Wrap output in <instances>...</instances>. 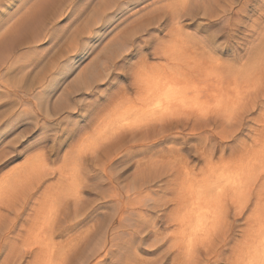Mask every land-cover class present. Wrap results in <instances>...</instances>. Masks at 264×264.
<instances>
[{
  "label": "rangeland",
  "instance_id": "1",
  "mask_svg": "<svg viewBox=\"0 0 264 264\" xmlns=\"http://www.w3.org/2000/svg\"><path fill=\"white\" fill-rule=\"evenodd\" d=\"M108 2L109 0H97V4L100 6L99 10L101 12L104 11L103 9H106V12L109 14V9H107V7L110 5H108ZM10 3L11 0H0V11H4L5 18L9 19L8 26L6 27V29L8 28V31H6L7 33L4 34L3 39L2 37L0 38V53L2 51L3 54L5 53L4 55L2 53L0 54L1 55L0 57L2 58V59L0 58L1 61L0 68L3 72V75H5V79L3 81H0L2 83L0 85V90H5V86L8 87L10 86L16 96V103L22 105L27 110H34L38 115V117H43L45 119H53L56 116L63 113L76 112L80 107V105L83 103L81 100L77 99L80 93L90 92L94 84L102 82V80H98L96 81V83H92L91 84L92 86L86 88L87 85H85L82 80L85 77V75L88 74L87 72H89L91 69L94 68L101 69L104 72V79H106L111 72L110 65L114 63L116 60H118L122 55L125 54L127 45L133 42L144 31L152 27L158 26L160 23H162L166 15H171L172 17L171 27L169 29V35H170L169 46L167 50L164 52V55L157 57L147 66L155 69L157 67H160L161 64L167 63L170 53H173L175 49L174 59H170L171 57L169 58L170 66H172L173 61H175L176 65L178 66L186 65L188 67H191L195 63L198 65L199 63L202 62V59H204V57L208 56L210 63L208 62L209 64H207L208 67L207 70H209L210 66L216 65L218 67H221L220 68L221 72L228 71L227 73H223V75H229L228 73L231 72L232 74L230 73L229 75L231 78H233V76H235L234 77L235 79L237 78L236 76L240 78V80L238 79L236 80L237 82L240 81L238 83L239 84L238 87L240 88L238 90H236L238 87L235 88V90L234 89L230 90V92L233 91L232 93L228 92L226 94L225 91H220L219 89L216 88V90L217 91L219 90L220 93L219 91L217 92L214 89V92L212 91V95H208L209 97H211L213 96L214 93L215 95L213 97L209 98L206 94H204L207 96L208 99L203 98L205 97L204 95L201 96L200 99L196 98L199 99L197 106H200V108L203 109L204 112H207L209 115L215 114L214 116H216L218 119L217 123L220 124L219 128L216 127L217 123L212 124V126L209 127L207 132H204L205 134L207 133L209 135L210 140L212 139L213 135L217 138H220V134L217 133V131H222L224 132L225 135L227 134V137L224 138L225 140L232 137V135L234 136V134L238 131L236 125L239 124L241 119L240 117H242L245 113H247L249 109L255 110L256 106L261 100V95L259 94V90L261 83L264 82V67L260 66L258 59H254L251 62L242 61L238 65H232L231 68L233 70H226L225 61L228 58L215 54L209 56V54L204 52L202 48L198 47L197 43L191 38L192 34L188 32L185 28V21L191 23L192 21L197 19L207 18V20L213 21L214 19L219 18L221 14L225 11L223 7L224 0H158V2L157 0H154V2L151 5L143 6L142 14L139 15L136 19L132 20L128 26L121 29L120 31H117L114 35H112L110 39L106 41L105 44L102 45L95 52L92 59L87 64L82 65L80 61L74 63L70 71H80V72L77 74V77H75L73 81H70L63 89L69 91L67 93L65 91L64 93V91L62 90L61 91L62 93H60L56 97V99L52 102L51 109H49L47 103H45L43 109H41L39 107L40 101L35 98V95L40 89H42L47 79V74L50 73L51 71L53 62L58 64L60 61L66 58V55L72 53V51L69 52L68 48L66 47V45H68L70 41H68L63 46L62 50L53 53L52 57H50L49 59L50 61L48 60L45 62V64L41 65V67L38 70H36L37 72L36 71L31 72V70L25 69L24 71L18 73L16 76L9 77L8 72L11 71L12 65L10 66L9 69H7L8 68L7 65L2 63V61H6L8 57L12 59L15 55L18 57V54L22 50L29 49L32 46L38 45L39 43H42L43 41L42 38L43 39L46 38V37H41V39L32 40L34 34L30 33L29 32L30 30H28L27 28L26 29L21 28V25L14 27V25H16V23L19 21V18L23 17V13H22L23 11H25L26 9H27L26 11H30L33 8V10H35L36 12L40 6L45 11L44 15L41 18L42 21L43 20L48 21L47 19L51 20L55 18V21L57 22L64 14H66L68 10L67 7L68 1L67 0L64 1L63 0H24L23 2V0H21V2L17 4L15 7L11 8V10H7L5 8V5H9ZM27 3L28 5H26ZM250 3H251V7L247 13L249 16L253 17V24L250 26V30L256 32L257 35L256 37H254V39L258 40L260 37V31L255 27V24L258 17L260 15H264V0H250ZM29 4H31V6ZM32 4L35 6H33ZM21 7L22 8L26 7V8H24L23 10ZM61 12H63V14H61ZM11 14H14L15 16L14 15L11 16ZM7 19L4 22H6ZM14 19L15 20L18 19V21L14 23ZM55 21L54 23H56ZM86 26L87 23L85 22L84 28ZM4 27L1 30H4L5 29ZM84 28H81L79 30L82 31V29L84 30ZM92 31H95V29L93 28ZM44 32H46V30ZM12 38L13 40H11ZM102 38L103 37H101V39ZM20 39L21 42H19ZM94 48L95 46H93V48H86L82 56L87 57L92 55ZM44 54L46 53H42L41 55ZM19 59L21 58L18 57L16 60ZM57 60L58 62H56ZM223 69L225 70L222 71ZM217 70L219 69L217 68ZM65 75H67V73ZM40 78L41 81H38ZM163 94L159 93L158 91H155L152 94V99L154 97L158 98L160 96H163L161 108L166 104H168L171 101V99H174L173 97H170L165 93ZM230 94L232 95V98L230 97L231 96ZM237 94L239 97L236 98ZM18 96L19 99L17 98ZM68 97L69 99H65V100L63 99ZM8 99H9L8 95H5L4 97H0V103H7ZM68 101L70 102L67 104ZM128 103H129L128 101L126 102L118 101L113 107V109L100 114L99 117L103 116L108 119L109 117H112L111 116L112 113L115 110H118L119 107H121L119 110L128 109L129 106ZM156 103H161V101L157 99ZM209 105L211 106L209 107ZM215 105L216 106L218 105L217 108L218 110L214 112L213 109H216ZM148 106L146 108L159 109L156 108L153 104H148ZM151 106H154V108ZM222 106H224V109H222ZM225 106H227V108ZM205 107L207 109H205ZM8 111L9 110H6L5 112H0V118L5 116ZM221 111H224L223 117L221 115L223 112ZM225 112L228 114V116H226L227 114ZM231 112L234 113L235 115L232 114ZM229 113H231V115ZM232 115H234L235 117ZM134 117H136V114L132 115V118ZM227 117H229L230 119L226 120ZM20 121H21V117L16 114H13V117L9 118V122L5 126V131L7 132V131L16 130L18 127L21 126ZM30 122L37 123L38 121L33 120ZM227 122H229L230 124H226ZM256 123L261 124L262 122L260 120H257ZM100 125H102L101 127H103L104 123L103 121H100L97 118L96 124L93 126L92 132L91 133L85 132L84 134L85 139L82 140V142L76 148L75 152H73L71 149L66 151L62 163L59 164L55 169L49 166L43 157H35V158L26 159L25 161H22L20 164L16 165L14 168H10L8 171L4 172L3 174H0V247L5 246V241L7 240L8 237H11L12 240V244L9 249V252L7 255H5L4 260L0 262V264H24L25 259L28 257H30L28 264H66V261L68 260L69 257H72L74 259L75 264H101V261L104 258H106L110 252L118 248L121 243L125 242V238L122 235L123 233H128L130 235L134 234L139 237L138 244L135 248L132 249V252L127 260V264H166V259L169 255H173L172 264H204V261L202 259V253H204L205 256H207L208 254H206L204 250L205 247L203 248L204 243L202 239L206 237L204 234H206L209 231V230L205 231L206 227L204 228L203 226L204 225L203 221L205 220V217H203V212L205 211L204 208L206 209V207L203 206L205 202H201L202 204L200 203V205H202V207L200 208L203 209V210L200 209V212H202L201 214L202 216H199L200 214H198L197 216L198 218L195 217L192 223L186 224L184 226L185 229L184 227L183 228L177 227L178 225L174 222V220H172L173 219L172 216L174 217V215L178 212V209H180L178 213L184 212L183 207L177 209V207H180V205H178V201H179V198L177 197L178 193L175 192L181 191V189L179 190V188L182 187V184H185L188 176L189 178L191 177L190 181L193 179L191 182H194L195 184L205 183L204 185L207 187L208 190L206 191L208 197L222 194L223 197L220 196V198H222V200L225 202V206L228 207V208L226 207L225 208L226 211L223 212L228 213L230 209L231 220L225 218L227 221L224 220L226 222V223L224 222L223 224L224 228L221 224L219 230H213L214 232L212 231V237L217 238V240L212 241L215 243V244L213 243L212 245H215L213 246V249H216L218 247L219 250H221V248L224 246L222 245V243H220V239H221L220 235H222L221 233H223L224 231L227 232L230 231L229 233L231 234L228 238V240H230L233 236L232 230L234 227L236 231L239 232L236 239L232 241V245H231V251H232L231 255L233 258V255L236 253V246L240 244V241L245 240L244 237L245 233L243 230H246L250 227V224H244L250 222V220L247 219L248 216H250V214L252 216V212H254L252 217H254L255 214L259 215L261 219L264 217L263 215L264 208L263 206H261L263 205L262 201H264V195H263L264 185H262L264 184V182H261V180L257 179V177L264 176V169L260 168L259 165L254 166L256 165L254 164L255 154L252 153L251 145L246 144L242 141L241 151L239 152L240 154L237 153L235 154V156L225 157V155L221 153L220 156H216L214 151L215 146L207 140L206 149L210 150L212 148L214 152L213 154H211L212 159L208 161L207 159L205 161L198 160L196 158H193L192 155L188 156L187 154H184L183 151L181 153L182 156L175 159V157L173 156L174 154H172V152H169L170 151L169 148L172 147L176 148V146L177 147H182V146L180 145L175 146L173 144L164 145L163 147L157 149L156 152L149 153L146 156L136 158L130 164L123 165L119 169L113 172H110L107 168L106 169V173L108 174L107 183H110L111 187L104 188L103 184L106 183V181L104 180L92 181L91 179H89V176L95 170H99L100 172L104 173L105 172L104 168L108 167V165L111 164L112 162L111 159L112 157L115 156V152L113 153L111 152V146L103 145L104 147L101 149V151L99 152L97 151V149L101 148L100 145L99 146L97 145V143L99 142L98 140L99 131L101 130L100 129L101 127H99ZM58 128L59 125L53 124L51 122H48L46 124H41L40 134L37 137V140L38 141L47 140L50 137L60 136V134L64 131H69V132L71 131V128H68L67 125H65L64 128H59V131H57ZM250 131L256 134V137L254 139L259 138L262 135L259 128H252L250 129ZM180 135H183V133L172 132L169 136H166L165 138H169L170 136H180ZM198 144H203V143H198ZM194 145L193 147L196 150ZM123 151L124 149H121L119 151L120 153L118 154V157L123 153ZM241 153H246V154H244L245 155L244 156L241 155ZM248 154H254L252 155L254 157L249 158ZM8 155H10V153L0 150V160L5 159ZM86 157L90 158L91 160V170L86 168L84 165V159ZM180 158H182L181 161ZM222 158L223 160H221ZM150 159H152L151 161H159L160 162V164L158 163L159 165H164V167H160V166L158 167V165L156 167L154 166L155 168H153L154 169L153 172L155 175L153 177L151 175H148L149 169L147 168L146 165L147 164L146 162H150L149 161ZM213 162H214V166H213ZM215 163L217 164L215 165ZM248 163L249 165H247ZM167 164L169 165V168ZM180 164L183 165L182 166L183 168L181 167ZM210 164H212L214 168L213 167L210 168L209 167ZM130 166L132 167V171L128 172L127 169ZM256 167L258 169L260 168L261 170L260 169L257 170ZM183 169L189 172L188 174L190 175H186ZM53 172H59L60 177L64 182L63 183L57 182L55 184L49 185L40 198H38L35 201H32V208L30 210L29 216L26 218V222L22 223L20 230L16 232L15 236H12L11 234L15 230L16 225L20 223V218L21 216L24 215V210L25 208L28 207L31 197L38 190L40 185L46 179H49L51 177V174ZM254 172H255V177H254ZM125 173L127 174L125 175ZM250 175H252L253 177ZM202 176L204 177L202 178ZM241 177H245L246 180ZM148 178L152 179V182L143 186L136 192H133L132 190L127 192V189H129L132 185L139 184L141 181ZM201 178L204 180V182ZM247 178H249L248 179L249 182ZM235 179H237V181L241 179L240 181L244 182V183L241 182L242 184L251 186V187L246 186V189L248 188V190H250L249 191L250 193H248L247 195L251 197L250 198L251 201L249 202V198L248 199L246 198L247 200L245 199L246 202L244 203L243 201L244 199H243L242 202L244 203L245 206L242 204L240 206L239 204L240 202H238L240 200L238 199H235L238 201H235L234 198L232 200V196L230 193L235 189L233 188L235 185H237L238 183L240 184V181L238 182L236 181L237 183L236 184L234 181ZM250 181L253 183H251ZM229 187H230V191L228 192L227 190H229ZM223 188L226 189L223 190ZM254 188L256 191L254 190ZM221 191L222 193H220ZM87 192L94 193V196L85 195V193ZM121 192L123 193L124 199H121ZM169 193H172V195H169ZM229 194L231 198L230 197L228 198ZM258 196L259 197L262 196L263 199L262 197L259 198ZM253 197H255V205L257 207H255L254 205L253 206L254 209L252 208V211L249 212L248 210L249 205L252 203ZM172 198L174 201L172 200ZM55 199H57V201H55L56 203L52 206L53 201ZM109 200L116 201V203L111 210L104 211L103 213V216L105 217L104 219L96 220L94 223L88 225L84 230L73 236H70L65 239L59 238L61 221H67V223L69 224L77 221H82L84 218H86L89 215L90 212H92L97 206H99V204ZM69 201H72V208L70 212L67 207ZM131 201L132 203H130ZM191 201L194 202H191V204H189L191 208L189 207L188 211H191L193 206H195L196 208L195 205L196 200L192 199ZM161 202H163V204ZM170 205H171V210L167 212V216L165 218L166 230H161L158 221L160 220L161 216L164 214L165 210L169 208ZM235 206L238 208H236ZM259 206L262 207L260 208L262 209L261 210L262 212L261 211L259 212L260 210L258 208ZM237 209L239 210L237 211ZM16 212H20L19 215H17V217H16ZM238 212L240 213L238 214ZM149 213H156V215L154 217H150L148 215ZM245 213H248V215H244ZM240 215H242L243 218ZM14 217L17 218L16 222L12 230H8V225H9L8 223L12 219H14L13 221H15ZM170 218L172 219L170 220ZM259 219L258 222L261 221V219L260 220ZM238 220L242 222L237 225L235 222ZM247 220L249 222H247ZM262 220H264V218ZM167 222L169 224H167ZM253 223L254 221L251 223V225H256L255 223L254 224ZM215 233L217 234L215 235ZM104 235H106V238ZM108 235H109V239H107ZM111 235H113L116 238L111 240L110 239ZM236 242L239 243L237 244ZM165 244L167 245V247L164 248V250L160 252L159 255L157 256H147L141 253V251L139 250L141 247H143L145 250L159 249L163 247ZM194 247L197 249H195ZM178 251L180 252V254ZM190 253H191V257H190ZM211 253L214 258L215 257V254H213L214 252L212 251ZM230 258H229V262L230 264H232V258L231 259ZM189 261L191 263H189Z\"/></svg>",
  "mask_w": 264,
  "mask_h": 264
},
{
  "label": "snow or ice",
  "instance_id": "2",
  "mask_svg": "<svg viewBox=\"0 0 264 264\" xmlns=\"http://www.w3.org/2000/svg\"><path fill=\"white\" fill-rule=\"evenodd\" d=\"M21 0H11L9 5H5L7 10L15 7ZM154 0H112L109 6V14L105 15L101 12L97 0H69L68 10L55 24L51 27L50 33L42 43L35 47L24 49L18 55L22 57L19 60L13 61L11 71L8 72L9 77L16 76L18 73L29 69L35 72L52 57L54 52L62 50L63 46L72 41L75 47L72 53L66 55L58 64L53 62L50 73L47 74V79L37 94L36 99L40 101L39 107L43 109L47 103L49 109L52 108V102L61 93L65 86L73 81L80 71H70L72 66L77 61L82 65L87 64L95 54V52L105 44L117 31L125 28L129 23L142 14L143 6L151 5ZM158 2V0H157ZM223 7L225 11L219 18L213 21L197 19L189 23L185 21V28L192 34V40L208 53L227 57L225 61V69L233 70L232 65H238L242 61H252L258 59L260 66L264 67V15H260L256 21L255 27L260 31L259 39L256 37V32L250 30L253 24V17L249 16L248 10L251 7L250 0H224ZM5 12L0 11V28L4 27ZM171 15H166L165 19L158 26L152 27L141 33L133 42L127 45L124 55L110 65L111 72L102 82L94 84L90 92H82L77 97L83 103L76 112L63 113L53 119H45L38 117L34 110H27L22 105L16 103V98L11 93L8 94L7 103H0V112L9 110L5 116L0 118V150L10 153L5 159L0 160V174L14 168L26 159L43 157L46 163L55 169L62 163L66 151L71 149L75 152L76 148L85 139V132L91 133L93 126L96 124L97 117L107 111L113 109L118 101H137L141 95V86L144 79V69L147 65L154 61L157 57L164 54L169 46V29L171 27ZM88 27L84 28V23ZM80 28H84L81 32ZM95 31H89V29ZM101 37H103L101 39ZM93 49V54L83 57L86 48ZM42 53H46L41 55ZM209 62V57L206 56L202 60L199 67L193 65L191 67L182 66L177 68V73L191 80H198L203 73L204 68ZM67 73V75H65ZM58 84V87H53ZM259 94L261 100L255 110H249L245 113L240 123L236 125L238 131L234 136L225 140L217 138L213 135L210 143L215 146L214 151L216 156L221 153L225 157L235 156L241 150V142L250 144L252 152L255 154L254 164L259 165L264 169V82L260 85ZM5 92L0 91V97H4ZM159 99L161 103H156ZM163 96L154 97L149 100V104H153L156 108H161ZM16 114L21 117V126L14 131H5V126L9 122V118ZM36 120L37 123L30 121ZM260 120L262 123L257 124ZM51 122L59 125V128H64L67 125L71 131H64L58 137H50L47 140H37L40 134V125ZM242 125V126H241ZM219 128L220 124L217 123ZM59 128L57 131H59ZM259 128L262 135L256 138V134L250 129ZM125 137L127 131L122 133ZM66 137V139H65ZM203 137L185 140L184 138H172L162 141L151 146L133 145L126 141V147L123 153L108 166V170L113 172L123 165H128L136 158L146 156L149 153L156 152L157 149L164 145H182V151L188 156L193 155L196 143H203ZM104 146L101 145V151ZM84 165L91 170L90 158L84 159ZM134 166V165H133ZM128 172L132 171V167H128ZM127 173H125L126 175ZM92 181L104 180V188L111 187L107 183L108 177L99 170L93 171L89 176ZM264 182V176L257 177ZM57 182L63 183L59 172H53L49 179H46L34 193L29 201V205L24 210V215L20 218V223L16 225L12 236L20 230L21 224L26 222V218L30 214L32 201L37 200L45 192L49 185ZM85 195L94 196V193L87 192ZM172 195V193H169ZM121 199H124L121 192ZM116 201H105L97 206L89 215L82 221L67 223L61 221L60 239H65L73 236L88 225L94 223L98 219H104L103 213L105 210H111ZM255 205V197L249 205V212L252 211ZM69 212L72 208V201L67 204ZM230 208V206H229ZM171 210V205L165 210L164 214L158 221L160 229H165V218L167 212ZM150 217H154L156 213H149ZM244 215H248L245 213ZM231 220V211L229 210L225 216ZM242 221H236L238 225ZM125 242L121 243L118 248L109 253V255L101 261V264H127V260L138 244L139 237L128 233L122 234ZM238 232L233 229V236L225 244L220 252L213 258L212 254L207 256L202 253L204 264H230L232 241L236 239ZM12 240L8 237L5 246L0 247V262L4 260L11 247ZM165 244L159 249L145 250L141 247V253L147 256H157L166 248ZM30 257L26 258L24 264H28ZM173 255H169L166 259V264H172ZM66 264H75L72 257H69ZM254 264H264V251H261L254 260Z\"/></svg>",
  "mask_w": 264,
  "mask_h": 264
},
{
  "label": "bare ground",
  "instance_id": "3",
  "mask_svg": "<svg viewBox=\"0 0 264 264\" xmlns=\"http://www.w3.org/2000/svg\"><path fill=\"white\" fill-rule=\"evenodd\" d=\"M64 1V0H63ZM69 2V0H67ZM24 2V0H23ZM112 2V0H109L108 2V5H110ZM63 3V2H62ZM25 4V3H24ZM37 4V3H36ZM68 4V3H67ZM28 5V3L26 4ZM31 6V4H29ZM33 5V4H32ZM65 5V4H63ZM29 6V7H30ZM35 6V5H33ZM64 7V6H63ZM66 7V6H65ZM17 8V7H16ZM22 8V7H21ZM26 8V7H24ZM24 8H22L24 10ZM18 9V8H17ZM67 9V8H66ZM107 9H109V6L107 7ZM19 10V9H18ZM22 10V11H23ZM27 10V9H26ZM23 11V17L19 18V21L18 19L15 20L14 19V23H16L15 26H20L21 25V28H27L28 30H30L29 32L30 33H33L34 34V37L32 40L34 39H41V37H47V35L50 33L51 31V27L54 26V21H55V18L54 19H47L48 21H45V20H41L42 16L44 15L45 11L39 6L38 10L35 12V10H33V8L30 10V11ZM29 10V9H28ZM103 13L105 15H107L108 13L106 12V9H103ZM21 13V11H20ZM60 13V12H59ZM61 14H63V12H61ZM10 15V14H8ZM14 15V14H11V16ZM20 15V14H19ZM60 15V14H59ZM15 16V15H14ZM54 17V16H53ZM7 18L4 17V21L6 20ZM11 19V17H10ZM13 22V21H12ZM56 22V21H55ZM6 24L5 25V29L4 30H1L3 28H0V38L2 37L3 39V36L5 33H7L6 31H8V28L6 29V27L8 26V23H9V19H7L6 22H4ZM13 23V24H14ZM11 25V24H10ZM10 27V26H9ZM88 25L85 27L87 28ZM46 32H44L45 30ZM81 29V28H80ZM79 30V29H78ZM93 29H89V31H92ZM83 32V29L82 31ZM24 33V32H23ZM27 33V32H26ZM36 34V35H35ZM177 35V34H176ZM10 37V36H9ZM16 38V37H14ZM27 38V37H26ZM180 38V37H179ZM5 39V38H4ZM28 39V38H27ZM13 40V38L11 39ZM26 40V39H24ZM43 40V38H42ZM3 41V40H2ZM41 41V40H40ZM12 42V41H11ZM14 42V41H13ZM19 42H21V39L19 40ZM174 42V41H173ZM4 43V42H3ZM29 43V42H28ZM14 44V43H12ZM27 44V43H26ZM2 45V44H1ZM8 45V44H7ZM25 45V43H24ZM17 46V44H16ZM20 46V45H18ZM36 46V45H35ZM35 46H32V47H35ZM172 46V45H171ZM170 46V47H171ZM177 46V45H176ZM31 47V48H32ZM66 47L68 48L69 52L72 51V49L75 47V45L73 44L72 41H70L68 43V45H66ZM175 47V46H173ZM172 47V48H173ZM178 47V46H177ZM199 47V46H198ZM3 48V47H2ZM14 48V47H13ZM197 48V47H196ZM200 48V47H199ZM7 49V48H6ZM10 49V48H9ZM174 49V48H173ZM177 49V48H176ZM181 49V48H180ZM11 50V49H10ZM15 50V49H14ZM197 50V49H196ZM8 51V50H7ZM197 52V51H196ZM203 52V51H202ZM3 54V51L1 52ZM0 53V54H1ZM56 53V52H54ZM174 53H175V49L173 51V53H170V56L168 57V61L167 63L165 64H161L160 67H157L155 69H153L152 67H149L147 66V68L144 69V79H143V83H142V86H141V95L140 97L138 98L137 101H128L129 103V106H128V109L126 110H119L121 107H119L118 110H115L113 113H112V117H109L108 119L103 117V116H98L97 118L100 120V121H103L104 125L103 127H101L102 125H100L99 127H101L99 130V142L97 143V145L101 146V145H106V146H111V152H115V156L112 157V161H114V159H117L116 157H118V154L120 153L119 151L121 149H125L126 147V141L130 144H133V145H136V144H139V145H144V146H151V145H154V144H157V143H161L162 141L168 139V138H165L166 136H169L172 132H180V133H183V135H180V136H170L172 138H184L185 140H191L193 138H197V137H203V144H198L196 143L195 148L196 150L194 151L193 153V158H196L198 160H210L212 159L211 157V154H213V150L212 148L210 150H207L206 149V142L207 140L210 142V139H209V135L204 132H207V130L209 129L210 126H212V124H215L217 123L218 119L216 116L214 115H209L207 112H204L203 109L200 108V106H197L198 102H199V99L201 96H203L204 94H206L207 96L208 95H212V91L214 92V89L216 90L219 89L220 91H225V93L227 94L228 92L229 93H232L230 92V90H235V88H237L239 86V82L240 81H236L237 79L240 80V78H238V76H236L237 78L235 79L233 76V78H231L229 75L231 72H229L228 74L229 75H223V73H227L228 71L226 72H221L220 68L221 67H218V66H210L209 67V70H207V66L204 68L203 70V73L202 75L200 76V78L198 80H191V79H188L187 77H184L180 74L177 73V68L178 67H182V66H178L176 65V62L173 61V65L170 66V59H174ZM204 53V52H203ZM5 54V53H4ZM3 54V55H4ZM14 55V54H13ZM164 55V54H163ZM1 56V55H0ZM179 56V55H178ZM5 57V56H4ZM3 57V58H4ZM12 57V55H11ZM19 58H22L18 55ZM16 55L11 59L10 57L7 58L6 61H2V63L6 64L7 65V69L10 68V66L13 64V60H16L18 58ZM54 57V56H53ZM171 57V58H170ZM1 58V57H0ZM170 58V59H169ZM193 58V57H192ZM195 58V57H194ZM197 58V57H196ZM203 58V57H202ZM2 59V58H1ZM11 60V61H10ZM203 60V59H202ZM50 61V60H49ZM201 61V60H199ZM221 61V60H219ZM58 62V60L56 61ZM212 62V61H211ZM1 63V61H0ZM49 63V62H48ZM195 63V62H194ZM198 63V62H197ZM210 63V62H209ZM208 63V64H209ZM213 63V62H212ZM196 64V63H195ZM194 64V65H195ZM201 63H199L198 65L196 64L197 67L200 66ZM5 65V66H6ZM1 66V65H0ZM186 66V65H185ZM190 66H191V63H190ZM217 68L220 70H217ZM42 69V68H41ZM27 70V69H26ZM38 70V69H37ZM44 70V69H43ZM225 69H223L222 71H224ZM26 72V71H25ZM32 72V71H31ZM37 72V71H36ZM218 72V73H217ZM88 74L85 75V77L83 78V83L86 86V88H88L89 86H92L91 84L92 83H96V81L98 80H103L104 79V72L101 70V69H91L89 72H87ZM221 73V74H220ZM27 74V73H26ZM31 74V73H30ZM37 74V73H36ZM40 74V73H39ZM38 74V75H39ZM66 74V73H65ZM232 74V73H231ZM251 74V73H250ZM252 75V74H251ZM244 76V75H243ZM27 77V76H25ZM24 77V78H25ZM36 77V76H35ZM42 77V76H41ZM45 77V76H44ZM39 78V77H38ZM245 78V77H244ZM5 79V75H3V72L0 68V81H3ZM44 80V79H43ZM38 81H41V78L38 80ZM245 82V81H244ZM250 82V81H249ZM2 83L0 82V85ZM244 84V83H243ZM249 84V83H248ZM32 85V84H31ZM81 85V84H80ZM245 85V84H244ZM58 84H54L53 87H57ZM242 86V85H241ZM92 88V87H91ZM90 88V89H91ZM240 87H238L236 90H238ZM244 88V87H243ZM242 88V89H243ZM2 89V88H1ZM79 90V89H78ZM218 90V91H219ZM0 91H3L5 92V95H8L9 93L12 94V96H15L14 94V91L11 89V87L9 86H5V90H0ZM64 93L66 91V93L69 91H67L66 89L63 90ZM155 91H158L159 93H165L167 94L168 96L170 97H173L174 99H171V101L166 104L165 106H163L162 108H159V109H151V108H146L148 106V101L149 100H152V94L153 92ZM217 91V90H216ZM217 91V92H218ZM219 91V93H220ZM21 93V92H20ZM62 93V92H61ZM63 93V95H64ZM249 93V92H248ZM224 94V93H223ZM226 94H225V97H226ZM253 94V93H252ZM66 95V94H65ZM164 95V94H163ZM204 95L205 97L203 98H207V96ZM215 94L213 93V96ZM231 95V94H230ZM166 96V95H165ZM211 96V97H213ZM236 96V95H235ZM25 97V96H24ZM34 97V95H33ZM36 97V95H35ZM209 97V96H208ZM209 97V98H211ZM232 98V95L230 96ZM239 97L238 94L236 96V98ZM19 99V96L17 97ZM191 98V99H189ZM196 98H199V99H196ZM202 98V99H203ZM222 98V97H220ZM64 100L65 99H69L68 98H63ZM208 99V98H207ZM214 99V98H213ZM217 99V98H216ZM224 99V98H223ZM168 100V99H166ZM165 100V101H166ZM67 101V100H66ZM164 101V102H165ZM70 101L67 102V104L69 103ZM201 102V101H200ZM203 102V101H202ZM60 103V102H59ZM206 103V102H205ZM221 103V102H220ZM165 104V103H163ZM57 105V104H56ZM207 105V104H206ZM212 105V104H211ZM209 105V107L211 106ZM224 105V104H223ZM216 106V105H215ZM149 107V106H148ZM154 108V106H151ZM207 107V106H206ZM205 107V109H207ZM208 107V108H209ZM227 108V106H225ZM204 108V107H203ZM216 109H213L214 112L217 111L218 109V105L215 107ZM222 109H224V106H222ZM221 109V110H222ZM212 110V111H213ZM220 110V109H219ZM250 110V109H249ZM208 111V110H207ZM223 112L221 115L222 117L224 116V111H221ZM233 112V111H232ZM231 112V113H232ZM246 112V111H244ZM226 113V112H225ZM231 113H229L231 115ZM133 114H136V117L132 118V115ZM219 114V113H218ZM227 114V113H226ZM234 114V113H232ZM238 114V113H237ZM236 114V115H237ZM50 115V114H49ZM54 115V114H53ZM229 115V116H230ZM235 115V114H234ZM232 115V116H234ZM131 116V117H130ZM228 116V114L226 115ZM235 117V116H234ZM241 118V117H240ZM229 120L230 118L227 117L226 120ZM234 119V118H233ZM97 120V119H96ZM106 120V121H105ZM225 120V119H224ZM222 120V121H224ZM238 122V121H237ZM240 123V122H239ZM226 124H230L229 122H227ZM232 125V124H231ZM98 126V125H97ZM229 127V125H228ZM213 128V127H212ZM126 130L127 131V136L125 137L122 133L123 131ZM97 132V131H95ZM217 133L220 134V138H226L227 137V134L225 135L224 132L222 131H217ZM228 133V131H227ZM234 133V131H233ZM233 136V135H232ZM210 144V143H209ZM208 144V145H209ZM176 146V145H175ZM182 146V145H180ZM169 148V146H168ZM172 148H175V147H172ZM172 148H169L170 151L169 152H172V154H174L173 156L176 158L182 156L181 153H182V147H177L175 149H172ZM248 149V148H247ZM245 150V149H244ZM241 151V150H240ZM111 153V154H112ZM253 153V152H252ZM240 154V153H239ZM246 153H241V155H244ZM84 155V154H83ZM249 155V158H252L254 156V154H248ZM81 156V155H80ZM245 156V155H244ZM156 157V156H155ZM223 157V156H222ZM248 158V157H247ZM157 159V158H156ZM182 158H180V161H181ZM242 159V158H241ZM147 160V159H146ZM152 159H150L149 161L150 162H146L147 164V168L149 169L148 172L149 174L148 175H151L152 177L155 175L154 174V169L157 165L158 167H164V165H159L160 162L159 161H151ZM220 160V159H219ZM223 160V158L221 159ZM220 160V161H221ZM138 161V159H137ZM179 161V162H180ZM213 161V160H212ZM210 161V162H212ZM218 161V162H220ZM145 162V161H144ZM186 162V160H185ZM184 162V163H185ZM188 162V161H187ZM245 162V161H244ZM142 163V162H141ZM140 163V164H141ZM159 163V164H158ZM181 163V162H180ZM247 163V162H246ZM150 164V165H149ZM169 164V163H168ZM167 164L168 168H169V165ZM209 164V163H208ZM207 164V165H208ZM217 163H215L216 165ZM252 164V162H251ZM181 165V164H180ZM246 165V164H245ZM249 165V163L247 164ZM109 166V165H108ZM155 166V167H154ZM179 166V165H178ZM183 165H181L182 167ZM213 166H214V162H213ZM212 164L209 165L210 168L213 167ZM254 166H257L254 165ZM172 167V166H171ZM186 167V166H185ZM216 167V166H215ZM108 167H105L104 168V173L106 175H108L106 173V169ZM183 168V167H182ZM209 168V169H210ZM214 168V167H213ZM228 168V167H227ZM240 168V167H239ZM255 168V167H254ZM257 168V167H256ZM250 169V168H249ZM260 169V168H259ZM257 168V170H259ZM165 170V169H164ZM185 174L186 175H190L188 174L189 172L185 171V169H183ZM224 170V169H223ZM252 170V168H251ZM256 170V171H257ZM261 170V169H260ZM203 171V170H202ZM224 172V171H223ZM244 172V171H242ZM258 172V171H257ZM248 173V172H247ZM197 174V173H196ZM250 174V172H249ZM142 176V175H141ZM238 176H241V175H238ZM252 176V175H250ZM193 177V176H192ZM204 176H202L203 178ZM253 177V176H252ZM254 177H255V172H254ZM201 178V179H202ZM236 178V177H235ZM239 178V177H238ZM241 178H244L245 177H241ZM250 178V177H249ZM247 178V180L249 179ZM191 177L189 178V176L187 177V181L185 182V184H182V187L179 188V190L181 189L180 192H175V193H178L177 197L179 198V201H178V205H180V207H177L178 208H181L183 207V210L184 212L183 213H178L180 209H178V214L176 213L174 215V217L172 216V218H170V220H174V222L178 225L177 227H184L186 224H190L194 221V218L198 216V214H200L199 216H202V212H200V207H202V205H200L201 202H205L204 206L203 207H206V209L204 208V212H203V217H205V220L202 222L204 228L206 227V230L205 231H208L207 233L206 232H203V233H206L204 234L206 237H204V239H202L203 241V248L205 247V252L206 254H212L211 252L213 251L214 253L213 254H218L220 252L219 248L217 247L216 249H213V246L215 245H212L214 242H212L213 240H217V238L215 237H212V231L213 230H219V228L221 227V224L223 226L224 222L227 221L225 219V216H226V213L227 212H223V211H226V207L225 206V202L222 200L221 197L222 194H219V195H215V196H211V197H208V194L206 193L207 190V187L202 184V183H197L195 184L194 182H191L190 181ZM232 179V178H231ZM252 179V178H251ZM203 180V179H202ZM201 180V181H202ZM241 180V179H240ZM238 180V181H240ZM243 180V179H242ZM246 180V179H245ZM232 181V180H231ZM230 181V183H231ZM235 183L237 181V179L234 180ZM237 181V182H238ZM255 181V180H254ZM150 182H152V179L148 178V179H145L143 181H141L139 184H134L132 185L129 189H127V192L128 191H133V192H136L138 191L140 188H142L143 186L149 184ZM184 182V181H183ZM197 182V181H196ZM204 182V180H203ZM241 182L243 181H240V184L236 183L237 185H235L233 188H235L233 191H231V196H232V200L234 198L235 199H238V200H235V201H238L240 202V206L241 204L244 205V203L246 202V200L249 198V202L251 201L250 200V196H248L247 194L250 193L248 190V188L246 189V186L247 185H244L242 184ZM247 182V181H246ZM249 182V180H248ZM251 182V181H250ZM244 183V182H243ZM253 183V182H251ZM250 183V184H251ZM255 183V182H254ZM259 184V183H258ZM230 185V184H229ZM233 185V183H232ZM252 185V184H251ZM264 185V184H262ZM150 186V185H149ZM250 186V185H249ZM247 186V187H249ZM251 187V186H250ZM210 189V188H209ZM220 189V188H219ZM226 189V188H225ZM223 188V190H225ZM228 189V188H227ZM258 189V188H257ZM255 190V188H254ZM260 190V189H259ZM263 190V188H262ZM228 192L230 191V187H229V190H227ZM256 191V190H255ZM253 191V192H255ZM261 191V190H260ZM264 191V190H263ZM225 192V191H224ZM218 193V191H217ZM222 193V191L220 192ZM257 193V192H256ZM60 194V192H59ZM213 194V193H211ZM230 194L228 196V198L230 197ZM252 194V193H251ZM250 194V195H251ZM261 194V193H260ZM77 195V194H76ZM75 195V196H76ZM176 195V194H175ZM264 195V194H263ZM80 196V195H79ZM78 196V197H79ZM252 196V195H251ZM256 196V194H255ZM145 197V196H144ZM175 197V196H174ZM259 197V196H258ZM257 197V198H258ZM262 197V196H261ZM259 197V198H261ZM171 198V197H170ZM227 198V197H226ZM231 198V197H230ZM247 198V199H246ZM256 198V199H257ZM58 199V198H57ZM57 199H55L53 201V204L52 206L56 203L55 201H57ZM77 199V198H76ZM144 199V198H143ZM147 199V198H146ZM196 200V208L195 206H193V208L191 209V211H188L189 210V207L191 208V206L189 204H191V202H194V201H191V200ZM224 199V198H223ZM244 199V200H243ZM246 199V200H245ZM263 199V197H262ZM134 200V199H133ZM173 200V198H172ZM228 200V199H227ZM242 200L244 201V203L242 202ZM258 200V199H257ZM170 201V200H169ZM174 201V200H173ZM231 201V200H230ZM260 201V200H259ZM167 202V201H166ZM190 202V203H189ZM237 202V203H238ZM248 202V203H249ZM263 202V208H264V201ZM261 202V204H262ZM132 203V201L130 202ZM163 204V202H161ZM175 203V202H174ZM227 203V201H226ZM136 204V203H135ZM194 204V203H193ZM202 204V203H201ZM233 204V203H232ZM235 204V203H234ZM133 205V204H131ZM160 205V204H159ZM258 205V204H257ZM23 206V205H22ZM245 206V205H244ZM261 206H259L258 208H262ZM132 207V206H131ZM145 207V206H144ZM234 207V206H233ZM236 207V206H235ZM255 207H257L255 205ZM228 208V207H227ZM232 208V207H231ZM238 208V207H236ZM235 208V209H236ZM246 208V207H245ZM155 209V208H154ZM242 209V208H241ZM254 209V208H253ZM256 209V208H255ZM258 209V210H259ZM20 210V209H19ZM136 210V209H135ZM203 210V209H201ZM230 210V209H229ZM239 209H237L238 211ZM262 209L259 210V212L261 211ZM177 211V210H175ZM173 211V212H175ZM234 211V210H233ZM236 211V210H235ZM264 211V210H263ZM200 212V213H199ZM256 212V211H255ZM262 212V211H261ZM20 212H16V217L17 215H19ZM225 213V214H224ZM240 212H238L239 214ZM253 213L252 212V216H253ZM174 214V213H173ZM237 214V212H236ZM261 214V213H260ZM263 214V213H262ZM264 215V214H263ZM242 216V215H240ZM251 216V214H250ZM248 216V220H250V222L247 220V222L249 223H244V224H250V227L246 230H243L244 231V237H245V240H242L240 241V244H238L237 242V246H236V253L234 254L233 252V258H232V255H231V258H232V264H254V260L255 258L258 256V254L261 252V251H264V220H262L260 218L259 215H254V217H250ZM258 216L261 221L258 222ZM16 217L15 218V221H13L14 219H12L8 224V230H12L15 222H16ZM160 218V217H159ZM198 218V217H197ZM196 218V219H197ZM243 218V216H242ZM245 218V217H244ZM259 219V220H260ZM52 220V219H50ZM225 220V221H224ZM246 221V220H245ZM254 221V223L256 225H251V223ZM169 222V221H168ZM167 222V224H169ZM173 222V223H174ZM201 222V221H200ZM172 223V221H171ZM226 223V222H225ZM253 223V224H254ZM197 225V224H196ZM228 225V224H227ZM199 226V225H198ZM248 226V225H247ZM195 227V226H194ZM245 227V226H244ZM224 228V226H223ZM255 228V229H254ZM185 229V227H184ZM222 229V228H221ZM230 229V228H228ZM234 229V227H233ZM118 231V230H117ZM233 231V230H232ZM122 232V231H121ZM214 232V231H213ZM221 232V231H220ZM230 232V231H229ZM227 231H224L223 233H221L222 235H220L221 239H220V243H222V245H225L229 240V236L231 233H229ZM239 232V231H238ZM183 234V232H182ZM217 233H215L216 235ZM114 235V234H113ZM113 235H111L110 239L113 240L114 237ZM117 235V233H116ZM201 235V234H200ZM243 235V234H242ZM105 238H106V235H104ZM157 236V235H156ZM118 237V236H117ZM167 237V236H166ZM183 238V236H182ZM243 238V237H242ZM107 239H109V235L107 237ZM142 239H145V238H142ZM140 239V240H142ZM160 239V238H159ZM194 239V238H193ZM200 239V240H201ZM240 240V239H238ZM184 241V240H183ZM186 241V240H185ZM6 242V241H5ZM163 242V241H162ZM189 244V243H188ZM193 244V243H192ZM215 244V243H214ZM177 246V245H176ZM175 246V247H176ZM193 246V245H192ZM179 247V246H178ZM180 248V247H179ZM195 248V247H194ZM197 249V248H195ZM233 249V248H232ZM235 249V248H234ZM179 250V249H178ZM192 250V249H191ZM212 250V251H211ZM196 251V250H195ZM234 251V250H233ZM179 252V251H178ZM187 252V251H186ZM199 253V251H198ZM232 253V251H231ZM180 254V252H179ZM190 257H191V253H190ZM195 257V256H194ZM193 257V258H194ZM230 258V259H231ZM190 260V259H189ZM65 261V260H64ZM180 261V260H179ZM188 261V259H187ZM231 261V260H230ZM189 263H191L189 261Z\"/></svg>",
  "mask_w": 264,
  "mask_h": 264
}]
</instances>
